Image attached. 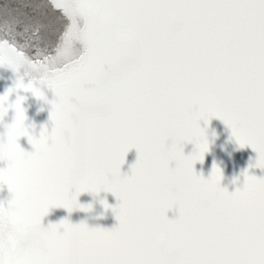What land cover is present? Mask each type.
I'll list each match as a JSON object with an SVG mask.
<instances>
[{
	"label": "snow or ice",
	"instance_id": "6c2138e0",
	"mask_svg": "<svg viewBox=\"0 0 264 264\" xmlns=\"http://www.w3.org/2000/svg\"><path fill=\"white\" fill-rule=\"evenodd\" d=\"M0 66L16 74L0 95V123L15 111L0 134V264H264V177L249 172L264 170V0H0ZM20 90L51 105L50 131H29ZM213 118L256 153L231 192L216 164L195 170ZM101 191L117 201H100L111 229L66 218L46 251L9 246V220L88 212L78 197Z\"/></svg>",
	"mask_w": 264,
	"mask_h": 264
},
{
	"label": "bare ground",
	"instance_id": "6f19581e",
	"mask_svg": "<svg viewBox=\"0 0 264 264\" xmlns=\"http://www.w3.org/2000/svg\"><path fill=\"white\" fill-rule=\"evenodd\" d=\"M23 75V70L21 71ZM30 77L25 76V83L29 81ZM16 80V74L9 68L0 66V95L13 87V82ZM45 96L50 101L54 98V94L47 88H42ZM19 95L24 96L25 100L22 102V107L25 109L26 114V126L35 125V128H29V131L39 136L42 126L47 125L49 131L51 130V122L49 119L51 105L44 100L37 99L31 92H24L20 90ZM17 98V93H13L9 96L8 103H14ZM15 116L14 109H9L7 115L4 117L2 123H0V134L5 131L4 124L12 123ZM201 126L205 127L203 121ZM207 136L210 142V150L205 154L204 161L197 162L195 164V170L198 174H203L207 179L211 174L213 164H216L222 169L223 179L221 181V187L227 188L228 191H234L237 187L242 186L244 177L241 175L242 171L249 169L250 162H253L256 158V153L251 147L240 148L235 142L234 138H231V130L220 121L213 118L209 125H207ZM19 143L26 151H32V146L28 143L27 137H21ZM193 144H186L184 147L185 155L190 154L193 151ZM137 159V152L132 149L128 152L125 158V163L121 167L122 172H129L130 166L135 163ZM5 161H0V168L6 167ZM250 174L258 177H264V170L259 168L249 169ZM239 178L237 183H233L234 179ZM11 199V194L8 191L7 186L0 188V202L7 203ZM78 200L81 204H92V209L88 212L81 210H74L71 214L64 208H51L49 213L43 218V224L47 227L49 223H58L62 219H68L73 224H79L84 221L89 227H101L111 229L117 224L115 215L111 211V208L105 210L100 203L101 200H106L109 205L115 206L117 203L116 198L110 192L101 191L97 196H93L91 193H82ZM178 214L176 209L169 210L167 213L169 219L175 218ZM35 225L25 228L23 225L17 223L15 220H9L6 223L5 231L10 236L7 241L9 246L15 248L17 244V233L26 234L30 228ZM10 229V230H9Z\"/></svg>",
	"mask_w": 264,
	"mask_h": 264
},
{
	"label": "clouds",
	"instance_id": "9594fccd",
	"mask_svg": "<svg viewBox=\"0 0 264 264\" xmlns=\"http://www.w3.org/2000/svg\"><path fill=\"white\" fill-rule=\"evenodd\" d=\"M10 230V229H9ZM48 228L43 224H36L30 228L26 234L17 233V244L15 248L17 251H28L32 249L47 250L46 234Z\"/></svg>",
	"mask_w": 264,
	"mask_h": 264
}]
</instances>
